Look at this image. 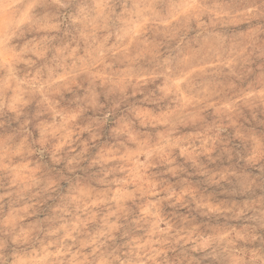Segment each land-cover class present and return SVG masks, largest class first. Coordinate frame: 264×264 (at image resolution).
I'll return each instance as SVG.
<instances>
[{"label":"clouds","instance_id":"clouds-1","mask_svg":"<svg viewBox=\"0 0 264 264\" xmlns=\"http://www.w3.org/2000/svg\"><path fill=\"white\" fill-rule=\"evenodd\" d=\"M191 3L206 17L205 30L240 41L229 64L246 74L258 58L264 73V0ZM104 6L109 14L98 17L89 16L85 0H0V172L22 201L45 203L40 197L66 184L69 202L92 213L73 230L65 249L75 247L72 259L49 260L64 253L48 251L34 234L12 232L0 235V264H21L22 250L34 244H44L41 259L48 264H207L217 248L226 264H264V228L223 242L204 217L235 209L217 213L189 191L190 169L215 183L227 179L205 171L201 158L212 160L218 149L231 155L233 138L251 142L245 159L257 175L247 179L250 186L261 182L264 77L259 91L225 81L186 89L190 99L170 94L156 83L168 74L164 65L133 67L135 58L110 40L120 39L117 9L127 11L126 3ZM53 17L56 23L48 24ZM67 113L70 121L62 118ZM102 137L105 148L94 154ZM252 207L241 205V215ZM93 218L96 230L87 227Z\"/></svg>","mask_w":264,"mask_h":264},{"label":"rangeland","instance_id":"rangeland-1","mask_svg":"<svg viewBox=\"0 0 264 264\" xmlns=\"http://www.w3.org/2000/svg\"><path fill=\"white\" fill-rule=\"evenodd\" d=\"M113 0H85L92 6L89 16H107L108 9L105 3ZM127 5V11L117 9L121 13L119 23L120 39L110 40L124 48L127 54L134 57L133 67L144 69L155 68L164 65L168 73L158 77L156 83H163L165 91L178 95L182 99H190L186 89L193 87H219L225 81L236 86L237 90L249 89L259 91V83L264 73L258 66V58H252V72L243 74L238 70L239 65H231L233 49L239 51L240 41L226 42L218 32L213 34L211 30H205L200 21L205 16L198 15L197 9L192 6L191 0H122ZM35 11V10H34ZM54 25L56 18L47 21ZM155 75V73H153ZM211 111V110H210ZM72 113L62 114L66 121L72 119ZM39 135V133H34ZM102 142L94 149V154L104 150L103 143L107 137H102ZM231 155L217 150L212 154L213 159L205 157L201 159L207 164L205 171L216 172L219 175L227 174L225 180L213 182L211 175H201L194 169V184L189 189L194 196L203 202L211 210L217 213L228 208H234L231 213L222 215L209 214L204 217L207 223L215 229L219 240L230 243V236L244 235L255 226L264 228V167H261L259 175L261 182L258 185H249L247 175H257L254 166L246 161L247 155L252 151L251 142L233 138L229 145ZM63 168V165H61ZM10 176L6 172H0V235L25 233L35 235L37 241L44 240V244L51 247L48 251L59 250L64 256L49 257V260L63 261L66 256L73 258L75 247L66 252L72 245L73 231L91 212L79 204L70 203L67 199L69 191L66 184L61 189L50 194H44L41 199L45 203L37 204L33 200L22 201L16 188L9 186ZM55 184L56 178L48 181ZM38 186H33L31 192H35ZM81 188V192H86ZM50 195V199L47 197ZM32 208L25 211L27 204ZM94 203V202H93ZM251 203L253 207L241 215V205ZM58 206V210L53 209ZM92 211H95L93 208ZM104 210L101 209V214ZM261 215H260V214ZM47 229L60 227L54 235L45 236L43 232H36V228ZM87 227L96 230L100 227L99 221L93 218L89 220ZM44 244H34L21 252V264H48L42 260L44 256ZM207 264H226V257L220 249H210Z\"/></svg>","mask_w":264,"mask_h":264}]
</instances>
